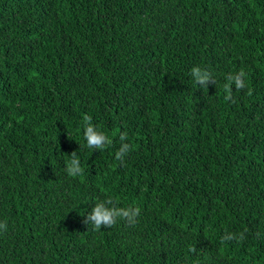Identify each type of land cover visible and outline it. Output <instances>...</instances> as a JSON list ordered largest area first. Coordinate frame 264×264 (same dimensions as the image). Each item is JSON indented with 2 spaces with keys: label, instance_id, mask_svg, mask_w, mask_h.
Here are the masks:
<instances>
[{
  "label": "trees",
  "instance_id": "16d2710c",
  "mask_svg": "<svg viewBox=\"0 0 264 264\" xmlns=\"http://www.w3.org/2000/svg\"><path fill=\"white\" fill-rule=\"evenodd\" d=\"M0 222V264H264V0H0Z\"/></svg>",
  "mask_w": 264,
  "mask_h": 264
},
{
  "label": "clouds",
  "instance_id": "9594fccd",
  "mask_svg": "<svg viewBox=\"0 0 264 264\" xmlns=\"http://www.w3.org/2000/svg\"><path fill=\"white\" fill-rule=\"evenodd\" d=\"M190 74L194 83L203 89L208 90L209 84H217V81L213 78L212 73L199 66H194L191 69ZM233 86L236 90H243L246 88L245 73L243 70L236 74L227 75L226 83L223 85L226 93L225 99H232L231 92ZM83 119L85 122L84 139L86 140L87 148L103 151L113 144V140L92 123L91 116L85 115ZM126 137V132L120 134V140L122 142L121 147L115 153V158L121 162L124 161V158L130 151L131 147L128 143H124ZM69 138L71 139L70 133ZM65 172L71 178H77L83 174L84 169L76 151L71 152L70 160L66 161ZM118 205L119 201H114L111 197L97 202L91 212H89L86 216L84 223L90 225L94 231H100L102 228L112 227L118 222V220H123L129 225H135L141 209L132 205L127 207H120ZM0 231H7L6 222H0ZM245 238V234L241 232L238 236L236 234L226 233L221 239L224 241L236 240L237 242H242ZM190 251L195 253L196 248L192 247L190 248Z\"/></svg>",
  "mask_w": 264,
  "mask_h": 264
}]
</instances>
